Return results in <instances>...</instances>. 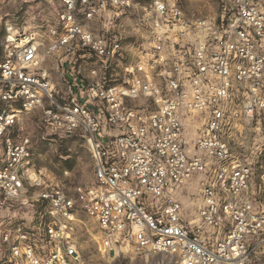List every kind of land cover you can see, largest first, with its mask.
Masks as SVG:
<instances>
[{
    "label": "built area",
    "instance_id": "obj_1",
    "mask_svg": "<svg viewBox=\"0 0 264 264\" xmlns=\"http://www.w3.org/2000/svg\"><path fill=\"white\" fill-rule=\"evenodd\" d=\"M46 1L56 5L52 24L35 14ZM12 2L19 12L0 43V228L16 206L46 205L35 232L4 229L12 262L84 264L73 239L83 216L106 252L176 264L264 257V0H221L213 18L188 14L180 0L0 8ZM134 8L140 38L122 23ZM54 53L68 67L63 96L44 68ZM36 111L53 132L85 135L91 185H45L21 135L22 117ZM194 180L189 212L181 198Z\"/></svg>",
    "mask_w": 264,
    "mask_h": 264
},
{
    "label": "rangeland",
    "instance_id": "obj_2",
    "mask_svg": "<svg viewBox=\"0 0 264 264\" xmlns=\"http://www.w3.org/2000/svg\"><path fill=\"white\" fill-rule=\"evenodd\" d=\"M134 1L135 5H144L150 3L152 0ZM180 1L183 9L188 14H195L198 17L213 18L221 8V0ZM55 6L52 2H43L41 5L42 10L35 11V14H40L39 16L42 19L52 24L56 20ZM18 12L19 6L13 2L0 8V43L5 40L7 35V20L18 14ZM24 17L29 21V17H32V12L24 14ZM136 19L134 8V19H125L124 25L128 33L134 32V36L140 38L142 32L136 29ZM31 26L32 24L27 25L28 28H31ZM96 28L100 30L101 25L97 24ZM60 56L61 53L46 55L44 68L49 73H55L62 68L64 69L62 62L59 60ZM48 75L55 83H59V92H61L59 96H62V92H66V82L61 74ZM42 119L43 114L40 111L24 115L21 119V125L24 129L21 135L31 140L32 163L37 170L43 172L45 185L47 187H64L69 192H73L77 186L91 185L95 180V161L85 135L82 132H76L71 135L53 132L45 127ZM255 129L256 126L252 128V130ZM18 135V132H16V136ZM198 189L197 181H192L188 186L189 193H186L181 198L189 212H191L189 209L197 197ZM45 209L46 205L31 201L27 205L16 206L6 214V225L0 228V264H14L11 252L6 246L2 245L1 238L4 229H11L15 224L21 223L30 232H35L40 214ZM82 221V223H78L73 239L78 244L84 264H176L164 255L140 256L129 252H106L102 247L99 228L96 222L86 216L82 217ZM249 264H264V257L258 254L254 256Z\"/></svg>",
    "mask_w": 264,
    "mask_h": 264
},
{
    "label": "crops",
    "instance_id": "obj_3",
    "mask_svg": "<svg viewBox=\"0 0 264 264\" xmlns=\"http://www.w3.org/2000/svg\"><path fill=\"white\" fill-rule=\"evenodd\" d=\"M39 9H41V7L39 8ZM42 10V9H41ZM122 23L123 24H125V19H123V21H122ZM63 67H64V69L62 68L60 71H58V72H55V73H52V74H61L63 71H67L68 70V67H67V65H64L63 64ZM63 74H61V76H62ZM55 83V82H54ZM59 83H55V85H56V89L58 90V93H59V95H60V93L61 92H59V85H58ZM65 88H66V91H67V84L65 85ZM64 95V92H62V96Z\"/></svg>",
    "mask_w": 264,
    "mask_h": 264
}]
</instances>
